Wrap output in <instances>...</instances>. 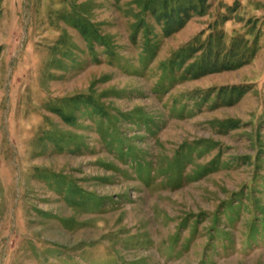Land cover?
Wrapping results in <instances>:
<instances>
[{"label": "rangeland", "instance_id": "1", "mask_svg": "<svg viewBox=\"0 0 264 264\" xmlns=\"http://www.w3.org/2000/svg\"><path fill=\"white\" fill-rule=\"evenodd\" d=\"M0 264H264V0H0Z\"/></svg>", "mask_w": 264, "mask_h": 264}]
</instances>
